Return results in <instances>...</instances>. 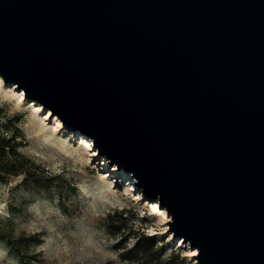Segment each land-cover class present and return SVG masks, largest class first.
Masks as SVG:
<instances>
[{
	"label": "water",
	"instance_id": "1",
	"mask_svg": "<svg viewBox=\"0 0 264 264\" xmlns=\"http://www.w3.org/2000/svg\"><path fill=\"white\" fill-rule=\"evenodd\" d=\"M0 77L130 174L195 264H264V0H0Z\"/></svg>",
	"mask_w": 264,
	"mask_h": 264
},
{
	"label": "rangeland",
	"instance_id": "2",
	"mask_svg": "<svg viewBox=\"0 0 264 264\" xmlns=\"http://www.w3.org/2000/svg\"><path fill=\"white\" fill-rule=\"evenodd\" d=\"M5 84L0 89V124L16 121L23 173L0 179V234L20 240L24 257L0 235V264H139L128 261L126 254L141 238L152 240L161 257L147 264L196 263L188 244L169 241L170 218L158 201L139 196L129 180L115 178L109 162L105 165L106 159L95 155L80 131L66 129L75 136L73 142L59 132L44 140L54 129L52 122L36 116L29 99L18 108L9 87L13 83ZM40 127L44 133L38 132ZM1 134L9 138L13 131L2 126ZM115 213L118 222L128 224L120 233L106 226Z\"/></svg>",
	"mask_w": 264,
	"mask_h": 264
},
{
	"label": "trees",
	"instance_id": "3",
	"mask_svg": "<svg viewBox=\"0 0 264 264\" xmlns=\"http://www.w3.org/2000/svg\"><path fill=\"white\" fill-rule=\"evenodd\" d=\"M17 120V119H16ZM4 127L7 131H13L11 137H5L1 134V127ZM20 131L16 127V121L9 120V124H0V179L4 175L19 176L22 172L21 165V155L19 154L17 148L19 144L16 139L19 137ZM114 215H109L106 219L107 228L114 233H120L128 228L126 220L118 222ZM1 237L7 240L13 251L20 257L22 255L21 242L18 239H14L11 236L5 234H0ZM155 243L152 240H145L143 238L139 239L136 243L134 250L129 251L126 254V258L131 262H138L139 264H147L148 262H160L161 257L158 255V251L154 248ZM120 250H126L124 245L119 246ZM166 264H174V261L167 262ZM183 264V263H180Z\"/></svg>",
	"mask_w": 264,
	"mask_h": 264
},
{
	"label": "bare ground",
	"instance_id": "4",
	"mask_svg": "<svg viewBox=\"0 0 264 264\" xmlns=\"http://www.w3.org/2000/svg\"><path fill=\"white\" fill-rule=\"evenodd\" d=\"M6 86L5 82L2 80V78L0 77V89L4 88ZM9 87L13 88L12 89V92H13V95H15L17 97V103H16V106L18 108H21L23 105H25L26 101H27V98L25 97V94L23 91H20L15 84H11L9 85ZM33 107H34V110H33V113L36 115V116H39L42 118V120H50L52 122V124L54 125V129L52 132H50V134H47L44 138V140L46 141H50L53 137V135L56 133V132H59L62 136H65L67 137V141L68 142H73L74 141V137L71 133H68L67 130L63 127L62 123H61V120L59 118H55L54 120H52V117L53 116H50V111L44 107H42V104L36 102V101H33ZM45 129L44 128H39L38 132H43L44 133ZM84 135V134H82ZM85 140V141H89L90 142V146L91 148L93 149V151L95 152V155H98V152L97 150L94 148L93 146V143L89 140L88 137L84 136L82 138V141ZM65 141H66V138H65ZM105 165H107V160H105ZM112 171H111V174H115V178L118 176V178L122 179H126V180H129L130 183H128L129 185H132V186H135L136 189H138L135 185V180L132 179V178H127L125 177L124 173H121V171L117 170V168L115 166H112ZM139 192V196L143 197V191L138 189ZM153 202H157V200H152ZM156 205V203H154ZM158 206H160V204H158ZM170 236L169 238V241L172 240V241H175L177 240V242H179L181 245H184L185 243L183 242V240L181 238H178V239H174L173 236L169 233L168 234ZM194 254H196V251L194 250L193 252Z\"/></svg>",
	"mask_w": 264,
	"mask_h": 264
},
{
	"label": "snow or ice",
	"instance_id": "5",
	"mask_svg": "<svg viewBox=\"0 0 264 264\" xmlns=\"http://www.w3.org/2000/svg\"><path fill=\"white\" fill-rule=\"evenodd\" d=\"M160 215H164V213H160Z\"/></svg>",
	"mask_w": 264,
	"mask_h": 264
}]
</instances>
